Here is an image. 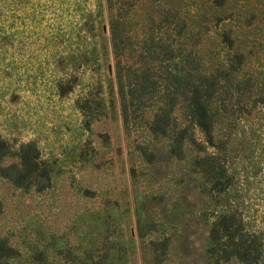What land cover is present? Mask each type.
Returning a JSON list of instances; mask_svg holds the SVG:
<instances>
[{
	"label": "rangeland",
	"instance_id": "374dc122",
	"mask_svg": "<svg viewBox=\"0 0 264 264\" xmlns=\"http://www.w3.org/2000/svg\"><path fill=\"white\" fill-rule=\"evenodd\" d=\"M228 1L259 8L234 34L251 51L244 67L264 71V0ZM148 11L139 3L127 18ZM110 14L107 0H0V165L31 142L46 183L15 187L0 175V237L11 264H150L149 242L162 237L171 245L161 264H206L198 252L212 216L187 211L172 194L179 165L161 162L151 178L136 158L140 137L123 127ZM216 153L230 184L213 207L233 212L247 233L263 229L264 102ZM188 214L196 223L184 233Z\"/></svg>",
	"mask_w": 264,
	"mask_h": 264
},
{
	"label": "trees",
	"instance_id": "16d2710c",
	"mask_svg": "<svg viewBox=\"0 0 264 264\" xmlns=\"http://www.w3.org/2000/svg\"><path fill=\"white\" fill-rule=\"evenodd\" d=\"M107 1L123 127L140 137L136 158L149 166L151 178L161 162L179 165L172 194L187 211L212 216L198 252L206 264H264V228L247 233L233 212L213 207L230 184L216 152L230 130L264 102V71L244 67L251 51L234 34L247 30L259 8L239 11L228 0ZM139 3L149 11L131 22L127 15ZM4 152L0 140V158ZM38 165L34 145L22 143L16 161L0 165V175L15 187L41 190L46 183L37 180ZM195 221L187 215L184 233ZM149 245L150 264H161L169 237ZM12 253L0 237V264H11Z\"/></svg>",
	"mask_w": 264,
	"mask_h": 264
}]
</instances>
